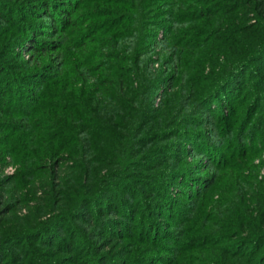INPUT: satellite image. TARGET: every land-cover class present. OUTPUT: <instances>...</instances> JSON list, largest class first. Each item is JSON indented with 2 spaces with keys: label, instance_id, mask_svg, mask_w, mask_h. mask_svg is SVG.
Returning <instances> with one entry per match:
<instances>
[{
  "label": "trees",
  "instance_id": "obj_1",
  "mask_svg": "<svg viewBox=\"0 0 264 264\" xmlns=\"http://www.w3.org/2000/svg\"><path fill=\"white\" fill-rule=\"evenodd\" d=\"M7 1L0 0V26L11 25L8 32L0 29V154L22 164L18 178L30 181L44 170L47 158L63 152L79 158L73 174L83 177H76L69 197H60L64 202L56 208L60 213L86 212V206L106 190L117 184L128 186L122 180H131L139 170L148 173L142 180H153L151 190L167 187L173 176L190 190L182 193L191 202L188 206L173 205L170 197L162 199L160 191L153 190L150 204L164 211L172 206L173 228H163L145 212L146 223L132 226H137L139 234H148L137 249L148 253L125 261L100 255L101 264H264V209L256 218L249 208L248 196L254 193L251 177L242 169L227 173L239 157L249 160L264 149V143L259 149L257 141L246 139L248 130L257 132L254 126L248 128L263 107L257 97L264 93V0ZM38 9L55 21L52 34L33 31L21 14L36 17ZM82 10L87 13L83 17ZM91 16L98 22L90 21ZM152 27L164 30L155 45L158 52L146 49ZM19 28L18 42L11 33ZM59 33L61 46L55 39ZM14 43L30 47L43 58L42 66L24 77L4 74L2 57ZM219 55L225 60L217 59ZM26 80L31 82L24 88ZM241 89L244 94L258 89V94L246 108V117L252 116L250 125L244 127L245 119L238 134L231 131L236 117L231 114L228 120L226 106L216 114L221 125L218 143L212 142L211 133L199 134L187 127L202 126L205 120L198 113L209 115L215 102L227 103L228 111L234 112L242 102ZM17 96L20 107L15 109ZM191 136L203 140L195 143V153L209 157L220 168L217 172L226 168L220 177L225 180L220 206L201 205L212 198L215 181L193 180L181 161L171 168V161L179 158L173 152L183 153ZM173 139L172 146L164 144ZM155 142H161L160 149L146 147ZM218 144L222 153L217 151ZM98 154L106 156L103 164L110 168L104 177L95 168L101 162ZM160 155L165 159L161 161ZM201 185L204 189L199 192ZM71 186L59 185V191L64 195ZM55 226L46 222L16 230L0 241V249L12 237L22 239L21 243L29 236L45 242L39 236L48 238L45 232L54 233ZM91 244L95 247L87 246Z\"/></svg>",
  "mask_w": 264,
  "mask_h": 264
},
{
  "label": "rangeland",
  "instance_id": "obj_2",
  "mask_svg": "<svg viewBox=\"0 0 264 264\" xmlns=\"http://www.w3.org/2000/svg\"><path fill=\"white\" fill-rule=\"evenodd\" d=\"M9 1L11 0H8L7 2ZM33 1L39 0H32L31 2ZM165 6V4H160V7ZM37 12L38 14H34L36 17L27 18L26 14H21L24 15V19H27V23L35 29L33 31L39 30L51 33V28L52 25L55 24V21L51 18L44 17L41 10L38 9ZM90 13L94 14V12ZM85 14L87 13H85L84 10L80 12L82 17ZM101 14L103 13L100 12V15ZM61 17L62 16H58V19ZM86 19L87 17H84V21H86ZM90 21L98 22V19L95 16H91ZM253 23H255V21H252V24ZM17 25H19V23ZM10 27L11 25L8 27L6 24L0 26V29H6L8 32ZM19 29L18 31H13L11 33L13 38L18 42L22 31ZM151 29L152 33L151 37L148 38L146 42V49L148 51L158 52L159 49L155 48V45L164 36V30L162 31L157 27H152ZM61 35L62 34L59 33L55 38L59 43L58 46H61L64 43L61 40ZM47 38L49 39V37ZM219 57L217 59L221 61L224 59L221 55H219ZM155 59H157V56H155ZM41 61H43V58L40 60V56L31 50L30 47L26 46L24 48L20 44L14 43L10 44L6 49L5 56L2 57L1 67L4 70V74L8 73L10 75L24 77L27 74L35 72L40 66H42ZM44 61L46 62L47 60L44 59ZM156 69H161V65H156ZM4 74L2 73V75ZM245 79L247 81L249 80L248 74ZM30 82L31 80H26L25 84H23L24 88H27L28 83ZM80 88L81 87L79 86L78 89ZM255 92L257 95L258 89L254 92L250 91L244 94L241 89L240 98L242 102L239 107L234 109V112L230 113V111H228L229 105H227V103L215 102L209 108L211 111L209 114L210 116L204 115L203 111L198 113L199 118L203 117L205 120V123L202 126H198L199 128L186 126L194 129V131L199 134L211 133L212 142L214 141L218 143L217 133L220 131L221 125L219 124L220 120L217 118L216 114H219L221 111L224 112L222 108L226 106L227 108L225 107L224 109L225 115H229L228 120L229 117H231V114L236 117L232 122L231 131L233 130L238 134L245 119L246 124H244V127L247 124L250 125L249 122L252 120V116L250 115V117H248L249 119L246 117V108L248 104L251 103L250 100L256 96ZM235 95L239 96V93ZM161 97L162 91L157 95L155 103L156 107L160 104ZM260 99L263 100L261 102V105H263L261 109L262 112L255 116L254 120H252L253 123L248 128L250 129V127L254 126L257 128V132L255 129L254 131L248 130L246 132V139L249 141L248 143H254V141H257L256 147L259 149L262 148L261 145L264 143L262 141L264 129L261 128V130H258L261 121L264 120V93L258 95L257 100ZM15 101L13 108L18 109L20 107L19 97L16 98ZM212 114H215V117H213ZM249 135L252 137L251 141ZM193 137L194 136L190 137L191 142H189L184 148L182 151L183 153L178 154V152H173L176 154V157L178 155L179 158H176L173 162L171 161V168H175L173 166L176 164V161H181L183 165L182 169H186L184 171H186L188 175L189 173L187 172V169H189L193 176V180L208 179L210 180V183L215 181L216 185L210 192L212 198L210 201L201 202V205L205 208H208V206L210 207L211 205L213 206L214 204L215 207L220 206L218 201L220 200V195L223 193V187L225 184V180L221 181L220 177L226 168L217 172L220 168L216 169L212 164L213 161L210 160L209 157L204 155L200 156L198 153H195L194 149L198 146H195V143H202L203 140H193ZM174 141L176 140L173 139L164 144L169 143L170 145V143H173ZM160 143H151L146 147H155L154 149L156 150L162 145ZM173 149L176 151V148ZM217 151L222 153V146L219 145ZM255 155L256 156H252L255 158L251 157L249 160L245 157L242 158L243 156L239 157V161L233 164L234 168L231 166L234 171L231 170L230 172V170H228L227 173L230 175L232 172L235 173L236 169H242L245 170L247 176L251 177L250 179L252 182L250 188L253 187L252 190L254 193L248 196L250 200L248 205L253 216L257 218L261 215L262 209H264V149L262 148ZM98 156L100 157H97V159L101 162L99 165H96L95 168L98 174L104 177L110 168H105L103 164L104 161L105 163L107 162L106 156H101V154H98ZM160 158L161 161L162 159H165L164 155H160ZM77 163L80 165L79 158L72 156L69 152H63L58 157L47 158L42 164L44 170L40 171L38 175L35 174L34 178L32 177L33 179L30 181H26L25 179L18 178V174H20L23 167L22 164L17 162L14 157L8 155L3 156L0 154V212H3L0 214V241H2L5 236L10 235L11 233H16V230H20L21 228L30 229L36 227L37 224L46 222H50V225L53 226L57 225L53 229L54 233L50 234V232H45L46 235H49L48 238L39 236L45 242H35L34 239L36 237L29 236L26 239L23 238V243H21L22 239L19 240L18 237H12L11 242L0 249V264H37L36 262L38 260L47 261L45 264H101L100 261L102 259H100V255L105 254V256H109L110 258L116 257L117 259L124 261L141 258L148 252L140 251L138 253L137 249L143 247L144 244L142 239L148 237V234L144 235V232L139 234L137 226L132 225L135 223L140 225L141 222L146 223V221H144L145 212L149 215L148 218L150 217L154 222L158 221L157 224L163 225V228H173V224L169 222L171 220L172 206L164 211L163 209H159L155 205L150 204L151 200H153L152 196H154V191H160V196L163 197L162 199L167 196L170 197L169 201L173 205L180 202L182 205L188 206L191 203L186 197L182 196V193L186 194L187 191L189 192L190 190H188L186 186L181 185V179H176L175 176L169 177L167 187L163 188L160 186L159 189L154 188L151 190L150 188L152 184L150 182L153 180L149 183L142 180V176L144 174L147 176L148 173L139 170L137 172L138 174L131 180H122L124 183L128 181L126 182L128 183V186L117 184L119 186H114L113 189L106 190L105 194L101 195L98 200H94L91 204L86 206V212L85 210H82L77 213L74 209L68 212L69 209H66L67 213H60L61 210H59V212L56 210V208L63 207L64 202H61L60 197H69L68 193L72 191L73 187H75L77 181L76 177L78 175L81 179L83 177L80 174H73ZM17 181H19L20 185L15 184ZM68 183L72 186L66 187L64 195H62L63 192L59 191V185ZM190 183L192 184V182ZM198 188L199 192L204 189L203 185L198 186ZM53 198L55 199L53 200ZM50 228H52V226H50ZM168 229L169 228H167V230ZM39 237H37L38 240H40ZM46 239H48L47 242ZM87 243H93L95 247H92V244L87 246L89 245ZM100 243L101 245H99ZM23 251L26 254H24ZM23 255L26 257L21 260ZM29 257L30 261H27ZM137 263L140 262L138 261Z\"/></svg>",
  "mask_w": 264,
  "mask_h": 264
}]
</instances>
